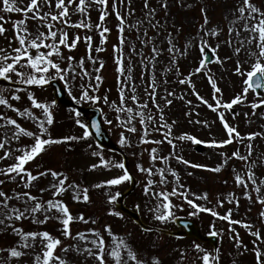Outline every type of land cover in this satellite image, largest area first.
<instances>
[{
    "label": "rangeland",
    "instance_id": "374dc122",
    "mask_svg": "<svg viewBox=\"0 0 264 264\" xmlns=\"http://www.w3.org/2000/svg\"><path fill=\"white\" fill-rule=\"evenodd\" d=\"M18 6L25 7L29 0H17ZM113 0H109V15L106 17L105 26L110 28L111 31L106 33L107 42L101 44L99 30L95 27L91 31L87 29H68L69 35L79 32L83 37L85 35L92 36V52L91 56L96 58L97 62L94 65L91 60L87 59L89 56V50L87 44L82 39L75 49L69 51L68 49H62L65 56L71 55L76 58L72 63L74 66L80 58H85L84 67L92 74L91 81L89 77L85 76L81 79L79 76L74 81L72 92L77 97L80 95L81 86L88 87L91 82L93 85L99 83V91L92 93L94 95H105L101 91L102 88H110L113 94H116L117 99L106 104L102 110V123L105 130L109 134L114 145L119 147L121 151L127 157L128 170L136 180L134 195L126 196L124 204L131 210H135L143 217L147 224H156L162 227L170 229L169 222H160L156 220L155 209L160 204V201L144 195V187L147 182L148 176L146 173L139 171L137 165H143L144 167H153L154 171L159 167H171L174 169L180 177L179 183L184 185L183 190H190L189 198L195 199L191 193L197 195H203L207 193V200H197L198 204L205 207L212 208L218 212L221 216L227 215L231 210L232 219L239 220L243 223H248L252 226L251 230L244 228L241 224H230L226 220L219 219V217L212 216L210 213H199L196 216L190 215L193 209L180 197H171L173 204L182 205L181 208H174L176 216L184 217L188 220H193L200 225L203 231L200 230L202 235L210 234L213 230L218 232L216 236L219 240L220 248L224 252L225 258H230V251L239 254V258L233 259L236 264H258L255 249H259L264 253V241L257 240V238L250 234L251 231H260L261 236L264 237V217L260 216L261 212H264V204H261L257 197H264V135L257 136L255 140L248 141L245 139L243 143L234 141L224 147H209L207 144L195 145L188 140H179L177 137L188 134L196 136L203 141H211L213 139L220 141L226 139L225 130L221 121L218 118V113L212 111L199 101L192 90V84L195 85L196 91L200 93L209 103H214L213 89L211 88L206 76L207 70H210L212 76L217 81L218 86L222 89L220 99L224 102L231 101L236 95L241 94L245 87L243 81L244 77L238 75L235 72L237 60L243 61V67L248 70L250 63L254 62V58H250L247 54L248 45L245 38L249 36V33L243 30L244 20H237L239 13L236 9L242 4L243 0H148L149 7L146 8L145 0H131L130 5L128 0H124L123 3H116V9L126 17L125 25V43L123 45V53L125 56V64L131 65L132 73L131 80H127V77H121L117 71L116 58L118 53L115 51L114 46L119 44L120 33L118 30V19L115 11L112 9ZM167 3V8L162 7L164 3ZM256 6L264 9V0H252ZM150 9H155L153 17H149L148 13ZM205 10L209 20V24L201 31V26L204 24ZM131 11V15L129 12ZM0 15L6 17L4 23L7 31L0 35V48H5L11 51L9 47L18 46L14 40L13 22L19 19H23L22 14L19 13H5L2 11V0H0ZM100 10L99 6H94L91 11V21L95 25L99 23ZM247 15V14H246ZM31 16V13L29 14ZM71 19L77 21L80 19L78 14H73ZM151 19V23L149 20ZM28 27L31 31L35 32L38 27H41L40 22L32 19L27 20ZM132 25V27H129ZM153 25H156L153 27ZM218 30V35L210 36L205 35L207 29ZM229 29H236L240 32L239 38L236 35V31L232 32L229 36ZM41 30H46L41 27ZM147 32L145 36L144 33ZM172 39L178 51L173 55L169 54L167 49L169 47L168 40ZM207 40L213 47L219 45L218 51L214 54L220 58V62H213L207 65V69L204 72L192 75L198 66L200 54L201 40ZM229 39L232 40V44L226 43ZM239 40H245V46L241 50L239 56L234 53V49L239 46ZM144 41H148L147 44ZM153 44L160 49H163V54L158 57L155 67V77L157 81V102L163 109L165 120L172 125L171 139L174 140L176 145L175 150L166 141L162 144L153 143H141L140 137L142 136L143 126L139 124V117L134 121L137 128V132L131 133L123 127L116 119L118 115L114 111L113 102L119 104L120 82L126 80L128 84H135L136 95L141 102H147L149 105L148 111L153 116L159 119V112L152 104L146 89L151 91L149 83L153 75L151 65L148 62V57L152 55L151 48ZM133 46L136 52L132 51ZM96 48H103V51H96ZM187 49L184 55L180 54L179 50ZM137 53H143V60ZM131 60H128V57ZM230 57V58H229ZM100 61H103L104 67L100 69L99 73L95 69L100 67ZM66 64V62H64ZM147 65V67H146ZM171 69V70H169ZM178 69V70H177ZM81 70L77 67V72ZM101 75L103 77L101 82L95 81V75ZM191 75L192 84H181V79H186ZM166 81V82H165ZM66 96L71 100L68 92L63 87V82H59ZM101 86V87H100ZM0 88H6L0 86ZM91 92V89H89ZM28 92H21L22 99L20 101H10L14 106L21 110L28 108L35 116L43 118L42 110L34 109L31 106V102L28 99ZM169 92L174 95H168ZM38 100L41 102L51 103L52 96L50 90H39L33 92ZM130 91L126 90V95H130ZM4 95L8 97L9 92H4ZM106 96V95H105ZM254 96V93L250 90L247 98L242 103L234 105L232 110L221 109L225 112L228 122L237 127L242 136H247L249 133H264V105L253 109L252 103L258 102V99L264 98ZM164 97L172 100V104L168 105L165 102ZM183 97V99L181 98ZM192 101L189 105L188 101ZM77 104L75 101H73ZM93 103H82L83 106H90ZM79 105V104H78ZM81 105V103H80ZM127 106L133 107L134 111L138 110L137 105L130 99L127 101ZM54 118L60 116L64 123H67L73 136H82L84 128L76 123V115L73 111L66 109H58L56 105L52 109ZM0 113L6 114L8 117L17 119L19 123L25 128L33 131H37V122L27 116L21 117L18 113L5 108L0 105ZM122 117L126 114H120ZM105 116L108 120H112L113 123L109 125L105 122ZM83 122V118H81ZM196 121H201L197 123ZM207 121V124L203 123ZM85 122V120H84ZM175 122V123H173ZM163 123V122H160ZM4 124L3 120H0V125ZM86 124V123H84ZM156 122L153 121L149 126L150 136L149 139H162V132L154 131ZM14 128L11 125L7 127H0V142H4L6 139L11 138ZM50 132V126H49ZM57 133L56 129L54 130ZM121 133L125 135L130 142V146H122L119 143ZM62 134L59 139L69 137L70 134L66 130L61 131ZM67 142V141H66ZM64 143L53 144L47 146L45 152L40 154L34 161L30 162L26 167L29 168L33 174H38L42 171L49 169L63 172L68 175L69 183L75 182L80 185L81 190L87 188L89 190V202H83L82 200L77 202L73 199V192L70 189L64 193L59 199H62L70 208L71 213L76 216L83 214L89 221L74 222L71 225L73 236L78 232H84L88 236V240L93 239L89 233V229H97L104 235L106 244L111 246L113 244V238L108 236L104 231L105 225H111L113 233L117 237H123L126 242L137 252L138 258L141 260L151 262L154 258H159L161 264H202L203 252H199L195 249V244L189 240L171 241L167 237L162 235H151L141 232L139 229L126 218H120L110 214L115 209L114 205L109 203V195L114 194L116 191L123 192L128 187V181L123 182L120 185L109 187L97 188V184H102L104 181L115 178L122 175V170L118 167L103 168L99 167L92 169L91 165L99 163L98 157L93 156V151H100L96 149L91 142V139H82L71 141L74 148L77 147V143L84 142L87 147L88 153L82 155L79 153L75 156L67 157L72 150L65 147ZM77 142V143H76ZM33 140L28 137H21L19 141L8 139V143L5 145V149H0V156H3L4 151L11 149L13 155L7 159L0 160V168H4L8 165L15 163V156L20 153L15 150L21 146H30ZM251 143L253 146L252 155L248 161H242L232 156L234 151H239L241 155H247V145ZM201 147V148H199ZM73 148V149H74ZM152 148L157 149L159 156H168L172 153V158L167 162L157 160L153 163L150 159V151ZM199 148V149H198ZM196 150V151H195ZM105 159L113 162H121L115 154L109 152H103ZM175 155H182L184 159H187L191 163L205 165L204 168H193L190 165H185L178 162L175 159ZM227 160V163H225ZM68 162V163H67ZM254 162V163H253ZM46 163V164H45ZM65 163V164H64ZM67 163V164H66ZM64 164V165H63ZM216 167H220V171H212ZM251 169L255 172L257 177V185H252L248 180L247 173ZM168 175V183L166 185L167 190L170 192L172 188L177 186V181L170 173ZM239 174L244 178V181L248 184L245 188L243 185L237 184L235 177ZM14 175V174H13ZM152 179L159 181V175H153ZM0 180H4L5 183L0 185V190L5 191L8 195H13L14 192L31 191V193L41 199L47 201L52 198V190L41 192L40 189H49L50 184L53 182V178L49 174L46 177H41L39 180L33 182L34 186L31 189L24 187V181L17 177L12 180L6 176L0 175ZM260 186L261 191L257 193L255 187ZM157 191L160 190V186H157ZM132 193V194H133ZM247 193L252 197L248 199L245 195ZM82 194V193H81ZM10 207L16 206L23 209L26 205L24 198L20 200L13 199L9 202ZM136 205H140V209L136 210ZM28 207L32 206V202H29ZM5 211L0 209V212ZM116 211V210H115ZM52 216L44 224L34 223L32 219H24L22 221H15L16 227H22L25 232L28 231H49L53 236L59 237L63 245L67 247L71 245L67 253L57 249L58 254L65 257L68 260V264H98L93 257H87L85 254L78 253L75 249L80 247H92L90 243L86 241L66 238L62 235L61 223L55 219V216L59 215L55 210L47 213ZM39 219H44L43 211L36 214ZM95 220L96 223H91ZM8 223H12L9 221ZM207 231V233H204ZM239 234L240 246L237 245V240L234 239L236 234ZM31 243V241H29ZM35 248L23 249L21 248V238L16 235L11 228L5 229L3 225H0V248L9 249L10 247H17L18 250L25 251L27 254L21 257L19 260L11 259L9 264H34L35 256L40 254L42 248L39 239H37ZM202 247V246H201ZM211 253V248L202 247ZM9 256L7 251L0 252V264H5V259ZM127 259V257H125ZM264 259V256H262ZM109 264H112L109 259ZM131 264V262H130ZM232 264V263H228Z\"/></svg>",
    "mask_w": 264,
    "mask_h": 264
},
{
    "label": "snow or ice",
    "instance_id": "6c2138e0",
    "mask_svg": "<svg viewBox=\"0 0 264 264\" xmlns=\"http://www.w3.org/2000/svg\"><path fill=\"white\" fill-rule=\"evenodd\" d=\"M118 2L123 3L124 0H118ZM131 0H128L130 5ZM117 0H113L112 9L115 11L116 17L119 21L118 30L120 33L119 44L114 46L115 51L118 53L116 58L117 71L121 77H127V80H131L132 67L131 65L125 64V56L123 53V45L125 43V25L126 17L121 14L119 10L116 9ZM94 6H99L100 15L99 23L95 25L91 21V11ZM146 8L149 7L148 0H145ZM167 3L165 2L162 7L167 8ZM2 11L5 13H19L24 17L13 22L14 29V40L17 42L18 46L11 47V51L5 48H0V80L9 82L13 85H26V86H38L43 88L46 85H51L53 82H63L64 89L67 90L68 95L73 101L77 104L91 102L96 104L103 99L105 104L109 103L108 97H101L99 95H94L92 93L99 91V83L93 85L91 82L88 87L81 86L80 95L77 97L73 94L72 88L74 81L79 76L81 79L87 76L91 81L92 74L84 67L85 58H80L77 62V65H73V61L76 60L75 57L68 55L65 56L62 49L66 48L69 51L75 49L77 45L83 39L88 46L89 56L87 59L95 65L97 60L91 56L92 52V36L85 35L81 36L79 32L69 35L68 29H87L91 31L93 27L99 30L101 44L107 42L106 33L111 31L110 28L106 27V17L109 15V0H29L25 7L18 6L17 0H2ZM155 9L149 10V17H153L155 14ZM239 13L237 20H244L243 30L249 33V36L245 38L248 45L247 54L250 58H254V62L250 63L248 70H245L243 67V61L237 60L235 72L244 77V85L241 94L236 95L231 101L224 102L220 99V94H222V89L218 86L217 81L212 76L210 70H207V80L213 89V100L214 103H209L198 91L195 89V85L192 84L191 75L186 79H181L179 82L181 84L188 83L192 84V90L196 95L197 99L203 104L207 105L209 109L218 113V118L221 121L223 128L225 130L226 139L217 141L215 139L211 141H203L198 139L196 136L184 134L176 139L179 140H188L195 145L207 144L209 147L217 148L224 147L229 144H232L234 141H239L243 143L245 139L248 141L255 140L257 136L264 135V133H249L246 137L242 136L238 131L237 127L231 125L226 119L225 112L221 109L232 110L234 105L242 103L244 99L247 98V95L250 90L255 89H264V9L256 6L252 0H243L242 4L236 9ZM31 13V16L29 14ZM73 14H78L80 19L73 21L71 19ZM247 14V15H246ZM131 15V11L129 12ZM32 19L40 22L41 27H38L35 32L31 31L28 27L27 20ZM6 22V17L0 15V35H3L7 29L4 26ZM151 23V19L149 20ZM209 24L207 13L205 10L204 14V24L201 26V31H203L206 26ZM156 25H153L155 27ZM132 27V25H129ZM236 31V35L239 38L240 32L236 29H229V36L232 35V32ZM144 35H147L145 31ZM205 35L215 36L218 35V30H213L211 28L207 29ZM245 40H239V46L234 49V53L239 56L241 50L245 46ZM145 44L148 41H144ZM229 45L232 44V40L229 39L226 41ZM169 47L167 49L169 54L173 55V60L175 58V53L178 51L175 44L171 38L168 40ZM219 45L213 47L208 43L207 40L202 39L200 43V54L201 58L199 59L198 66L195 69V72L192 75L206 71L207 65L211 62H220V58L214 54L218 51ZM103 48H96V51H103ZM133 52H136L135 47L132 48ZM163 49L157 48L154 44L151 48L152 55L148 57V62L151 65L153 75L149 83V88L151 91L146 89L147 95L149 96L152 104L159 112V119L151 114L148 111L149 105L147 102H141L139 97L136 95L135 84H128L126 80H121L120 82V93H119V104L113 102L114 111L118 114L116 119L120 124L126 128L128 132L135 133L137 128L134 121L139 117V124L143 126L142 136L140 137V142L147 144H162L165 141L172 146L175 150L176 145L174 140L171 139L172 135V125L169 124L164 117L163 109L160 107V104L157 102V81L155 77V67L158 57L163 54ZM181 55H184L187 49L179 50ZM209 53H212L210 55ZM141 56L143 60V53H137ZM230 58V57H229ZM128 60H131V57H128ZM66 62V64L64 63ZM77 67L81 70L77 72ZM104 67L103 61H100V67L95 69L99 73L100 69ZM147 67V65H146ZM171 70V69H169ZM178 70V69H177ZM103 77L99 74L95 75V81L101 82ZM166 82V81H165ZM91 89V92L90 90ZM26 89L21 87L14 88H0V105L4 106L7 109H10L19 114L21 117L27 116L37 122V131L29 130L22 126L17 119L8 117L6 114L0 113V120L4 121V124L0 127H7L8 125L13 126L14 131L10 140L19 141L21 137H28L33 140V143L30 146H21L15 151L20 153L16 155L15 163L8 165L4 168H0V175L6 176L12 180H15L19 177L24 181V187L31 189L34 184L33 182L39 180L41 177H46L49 174L53 178V182L50 184L49 189H40L41 192L52 190V198L47 201H42L38 199L37 196L33 195L31 191L25 192H14L13 195H8L5 191L0 190V209L5 211L0 212V225H3L5 229L11 228V230L21 238L22 244L21 248H35L36 241L39 239L41 245L40 254L35 256L34 264H68V260L65 257H62L58 254L57 249H61L64 253H67L72 247L71 245L67 247H62L63 242L59 237L53 236L49 231H28L25 232L22 227H16L15 221H22L24 219H32L34 223L44 224L49 219H52V216H49L47 213L55 210L59 215L55 216L61 225H62V235L66 238H74L86 241L90 243L92 247H76V251L80 254H87V257H93L98 264H109V259L112 264H161L159 258H154L151 262L141 260L138 258L137 252L126 242L123 237H117L112 230L111 225H105L104 231L107 232L108 236L113 238V244L111 246L106 244V240L101 231L97 229H89V233L92 237L91 240H88V236L84 232H78L73 236L71 225L74 222H84L88 223L89 221L85 218L83 214L74 216L67 203H65L61 197L64 193L68 192L70 189L73 192V199L77 202H89V190L85 187L81 190L80 185L75 182L69 183L68 175L63 172H58L56 170H47L39 172L38 174H33V172L26 166L34 161L40 154L46 151L47 146L53 144L64 143L66 141L82 140L87 139L92 135V132L89 131L88 125L84 124L81 119V113L76 111L75 115L77 117L76 123L84 128L82 136H69L62 139H54L51 137L49 132V126L54 123L53 107L56 105V101L53 99L51 103L41 102L37 99L33 92H28V99L31 102V106L34 109L42 110L43 118L35 116L34 113L25 108L21 110L20 108L14 106L10 101H20L22 96L21 92ZM126 90L130 91V95H126ZM4 92H9L10 95L6 97ZM168 95H174V93L169 92ZM183 99V97H181ZM133 101L137 105L136 111L133 107L127 106L128 100ZM166 104L171 105L172 100L164 97ZM188 104L191 105L192 101H188ZM264 105V98L258 99V102L252 103L251 107L256 109ZM120 114H126L122 117ZM105 122L111 125L112 120H108L105 116ZM156 122V127L154 131L162 132V139H149L150 131L149 126L152 122ZM163 122V123H160ZM201 123V121H196ZM175 123V122H173ZM207 124V121L203 122ZM91 128L95 129L97 136L101 134V125L97 121H93ZM8 139L4 142H0V149H5ZM119 143L122 146H130V142L127 140L125 135L121 133ZM253 146L251 143L247 145V155H241L240 152L234 151L232 156L242 160L248 161L249 157L252 155ZM13 155L11 149L5 150L3 156H0V160H4ZM93 156L98 157L99 163H94L91 165L92 169L99 167L111 168L113 166L118 167L122 170V175H119L115 178L104 181L102 184H97L96 187H104L105 185L112 187L122 184L126 181H131L133 179L132 175L129 173L128 169L125 167L123 162H113L108 159H105L103 151H93ZM172 153L168 156H159L157 154V149L152 148L150 151V159L153 163L157 160L167 162L172 158ZM175 159L178 162H181L185 165H190L193 168H204L205 165L191 163L187 159H184L182 155H175ZM227 163V160H225ZM254 163V162H253ZM138 169L142 173H146L148 176L147 182L144 187V195L157 199L160 201V204L155 209V219L160 222H169L175 221L177 218L174 208H181L182 205H175L171 197L178 196L184 200L193 211L190 213L192 216H196L199 213H210L212 216L219 217V219L226 220L230 224H241L244 228L251 230L252 226L248 223H243L239 220L232 219L231 210L228 211L227 215L221 216L218 212L214 211L212 208L205 207L201 204H198L197 200H207V193L203 195H197L191 193L195 199L189 198L190 190H183L184 185L179 183L180 177L179 174L172 169L171 167H159L155 171L153 167H144L143 165H137ZM212 171L219 172L220 167L211 169ZM175 178L177 181V186L172 188L169 192L166 188L168 183V175ZM14 174V175H13ZM159 175V181L152 179L153 175ZM248 180L251 181L252 185H257V177L255 172L249 169L247 173ZM235 180L237 184L243 185L245 188L248 187V184L244 181V178L239 174L236 175ZM5 183L4 180H0V185ZM264 183V181H262ZM160 186V190L157 191V186ZM255 191L259 193L261 191L260 186L255 187ZM82 193V194H81ZM122 193L116 191L114 194L109 195V203L115 205ZM248 199H252L250 195L245 193ZM24 198L25 207L23 209L16 206L9 205V202L13 199L20 200ZM261 204H264V197H257ZM32 202V206L28 207V203ZM140 209V205H136V210ZM44 213V219H39L36 215L37 213ZM110 214L117 217H123V213L120 211H112ZM261 217H264V212L260 213ZM11 221L12 223H8ZM91 223H96L95 220ZM212 236H217L218 232L213 230L210 233ZM251 235L255 236L257 240L264 241V237L261 236L260 231H251ZM234 239L237 240V245L240 246L239 234L237 233ZM31 241V243H29ZM195 249L199 252H203L202 264H218L219 255L208 252L205 249H202L200 244H195ZM7 251L9 256L5 259V264H9L11 259L19 260L21 257L25 256L27 253L22 250H18L17 247H10L9 249L0 248V252ZM218 253V250H217ZM255 254L258 264H264V253L259 249H255ZM127 257V259H125Z\"/></svg>",
    "mask_w": 264,
    "mask_h": 264
},
{
    "label": "water",
    "instance_id": "95a60500",
    "mask_svg": "<svg viewBox=\"0 0 264 264\" xmlns=\"http://www.w3.org/2000/svg\"><path fill=\"white\" fill-rule=\"evenodd\" d=\"M0 83H6V85L8 87H21V88H23V86L13 85L11 83H8V82L2 81V80H0ZM44 87H51L53 89L52 95H53L57 104L64 105V106H71V107H74L78 110H81L80 108L70 104L69 102H67L65 100L64 95H62L63 93L60 90V87L58 86V84L56 82H53L51 85H46ZM254 91L257 95L261 96L263 89H255ZM81 112L84 114H91V116L87 120V123H88L87 125L89 128V131L92 132V137H93L94 141L97 143V145L102 149H107L111 152H118L117 149L113 145H111L112 144L111 141L109 140L108 136L106 135V133L104 132V130L102 128V125L100 122V114H99L100 111L98 109L86 108L84 110H81ZM93 121H97L101 125V134L99 136L96 135L95 129L91 128V124ZM123 163L126 166V162H125L124 157H123ZM133 185H134V180L132 179L130 181L129 189L121 196L120 203L118 205H116L115 208L118 211L129 216V218H131L139 226V228H141L142 230H144V231L155 230L153 228H149V227L144 226L136 214L130 212L128 209H126L123 206V200L125 198L124 196H126L129 192H131V190L133 189ZM174 223H175V226H178L179 228L183 229L184 232H181L180 230L176 231V232H171V233L165 232V231H160V230H155V231L160 232V233L165 234V235H169V236H182L184 233L185 234L184 236H186V237H192L201 243L212 245L213 254H216L217 242L213 236L201 238L199 233H198V230L196 228V225H194L193 222H183L181 220H175Z\"/></svg>",
    "mask_w": 264,
    "mask_h": 264
},
{
    "label": "trees",
    "instance_id": "16d2710c",
    "mask_svg": "<svg viewBox=\"0 0 264 264\" xmlns=\"http://www.w3.org/2000/svg\"><path fill=\"white\" fill-rule=\"evenodd\" d=\"M101 87V86H100ZM105 89L106 88H102L101 87V90H102V92H105ZM107 97H108V100L111 102V101H113V100H115V94H113L112 92H111V90H109L108 88H107ZM114 96V97H113ZM102 97H104V96H102ZM103 101V99H101V101L100 102H98V103H96V105H98V106H100L101 105V102ZM84 148V145H82L81 147L80 146H77V147H75L74 149H72V154L75 156L78 152H80V150L81 149H83ZM220 259H219V261H220V264H225V258L223 257V256H220L219 257Z\"/></svg>",
    "mask_w": 264,
    "mask_h": 264
}]
</instances>
